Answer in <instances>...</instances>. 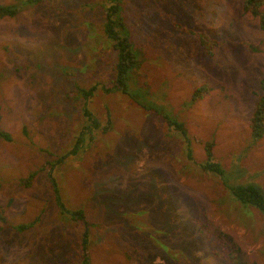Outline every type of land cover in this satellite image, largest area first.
Masks as SVG:
<instances>
[{"label": "rangeland", "instance_id": "rangeland-1", "mask_svg": "<svg viewBox=\"0 0 264 264\" xmlns=\"http://www.w3.org/2000/svg\"><path fill=\"white\" fill-rule=\"evenodd\" d=\"M27 3L0 0L18 10L0 19V264H81L84 233L89 264H264V214L229 190L264 194V135L250 131L264 30L243 0ZM115 5L113 29L136 60L127 93L114 90L104 34ZM200 33L216 42L210 56ZM94 85L83 102L77 88ZM94 120L104 130L89 141ZM206 144L222 176L201 168Z\"/></svg>", "mask_w": 264, "mask_h": 264}, {"label": "trees", "instance_id": "trees-1", "mask_svg": "<svg viewBox=\"0 0 264 264\" xmlns=\"http://www.w3.org/2000/svg\"><path fill=\"white\" fill-rule=\"evenodd\" d=\"M27 4H36L40 2V0H26ZM263 0H243V12L245 14H249L250 16L256 18L259 23V27L264 30V11H263ZM118 12L117 6L109 7L106 11V21L104 26V34L106 35L107 39L112 44V50L116 53V66H117V78L115 81H113L114 90L122 91L123 93H127L128 88L127 85L122 83V77L130 69L131 67H135V55L133 51L131 50L130 45L128 44L127 38L120 37L113 29V23L111 21L112 14H115ZM18 13V10L13 6H2L0 5V19L3 18H12ZM200 44L205 47L207 56H210L212 54L211 48L216 44L215 41L210 39L209 36L203 35L202 33L199 34ZM106 87L101 88L102 91L108 93L112 91L113 87H108L107 84H103ZM263 90L261 91V94L258 97L256 108L254 110V113L252 115V118L250 120V131H251V137L253 141L260 140L264 135V82L261 83ZM97 91L95 85L92 87H89L87 90H83L81 88H77V92L80 94V96L83 98L84 101H90L92 99V96ZM208 92L207 87L202 86L199 89L196 90V92L193 94V100H199L202 99ZM83 117H88L92 119V112H90L87 109H82ZM90 114V117L88 116ZM92 128H90L87 124L82 128V133L84 136V139L86 140H93V131L94 129H101L104 130L102 126L98 127V123L94 120L93 121ZM168 127L170 125L168 124ZM175 128L177 130H182L181 126L176 125ZM0 137L4 140L9 141V137L6 134H3V132H0ZM81 139H79L75 142L74 148L71 151L70 154H73L74 152H77L80 147ZM187 146V157L189 159H192V151L188 147V144L185 143ZM206 160L200 165L201 168L208 172V173H215L217 176H222L224 173L220 166L213 162L214 155L212 154V146L210 144H206L204 147ZM51 172H49L50 174ZM48 174V175H49ZM33 178V174L29 175L26 179H20L19 184H23L25 182V187H28L31 184ZM50 185H52L56 188V183H53V179L51 178V175L49 176ZM54 188V189H55ZM230 193L234 200L238 201L244 206H251L255 209H257L260 213L264 214V194L260 187L254 185V184H235V186L229 188ZM56 204L58 207L63 210L62 204L58 200L57 196H55ZM32 227V225L24 224L21 226L16 227L17 232H22L25 230H28ZM87 233H84L81 238V264H89V259L87 257ZM234 251V250H232ZM235 252V251H234Z\"/></svg>", "mask_w": 264, "mask_h": 264}, {"label": "crops", "instance_id": "crops-1", "mask_svg": "<svg viewBox=\"0 0 264 264\" xmlns=\"http://www.w3.org/2000/svg\"><path fill=\"white\" fill-rule=\"evenodd\" d=\"M138 196H136V198H137ZM137 214V213H136ZM161 226H163V225H161ZM162 230H163V228H162ZM174 230H175V225H174V229H173V232H174ZM161 241H163V240H165V239H160ZM149 241H151V239L149 240ZM129 243V242H128ZM150 260V259H149Z\"/></svg>", "mask_w": 264, "mask_h": 264}]
</instances>
